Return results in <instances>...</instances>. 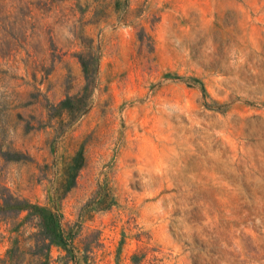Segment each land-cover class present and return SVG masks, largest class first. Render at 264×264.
I'll return each mask as SVG.
<instances>
[{
	"label": "rangeland",
	"instance_id": "1",
	"mask_svg": "<svg viewBox=\"0 0 264 264\" xmlns=\"http://www.w3.org/2000/svg\"><path fill=\"white\" fill-rule=\"evenodd\" d=\"M9 198L59 215L52 264H264V0H0Z\"/></svg>",
	"mask_w": 264,
	"mask_h": 264
},
{
	"label": "trees",
	"instance_id": "2",
	"mask_svg": "<svg viewBox=\"0 0 264 264\" xmlns=\"http://www.w3.org/2000/svg\"><path fill=\"white\" fill-rule=\"evenodd\" d=\"M85 85L81 92L72 99H68L61 103L62 108L67 110L69 102L74 101L81 105L79 115L86 109V101L91 95V84L94 76L89 75L86 68H83ZM84 159L82 154H77L70 159V166H68V179L70 182H66L67 186H62L61 192H57L56 196H62L68 192L75 185V179L78 172L83 167ZM0 216L1 221H13L19 218L22 213H26L21 226L15 228L13 231L18 232V238H23L25 234L28 236L19 242L15 239L12 242L10 249L0 259V264H52L50 250L52 247H57L62 251H71L72 241L71 237L64 231L60 217L57 213L52 212L46 208H40L39 206L31 205L26 200L17 199H2L0 204ZM35 220L34 224H30L23 231L20 230L26 220ZM34 229L35 231L30 233L26 229ZM20 231V232H19ZM31 243V244H29ZM63 260L67 259V256L62 257ZM66 264V262H65Z\"/></svg>",
	"mask_w": 264,
	"mask_h": 264
}]
</instances>
